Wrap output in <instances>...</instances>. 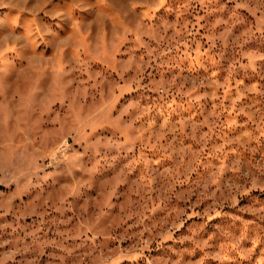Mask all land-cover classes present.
I'll return each mask as SVG.
<instances>
[{
	"label": "rangeland",
	"instance_id": "1",
	"mask_svg": "<svg viewBox=\"0 0 264 264\" xmlns=\"http://www.w3.org/2000/svg\"><path fill=\"white\" fill-rule=\"evenodd\" d=\"M0 264H264V0H0Z\"/></svg>",
	"mask_w": 264,
	"mask_h": 264
}]
</instances>
